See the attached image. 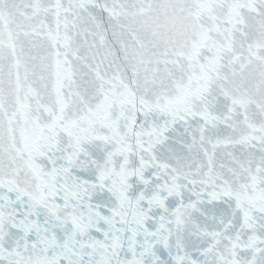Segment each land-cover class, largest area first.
<instances>
[{
  "label": "snow or ice",
  "instance_id": "1",
  "mask_svg": "<svg viewBox=\"0 0 264 264\" xmlns=\"http://www.w3.org/2000/svg\"><path fill=\"white\" fill-rule=\"evenodd\" d=\"M0 264H264V0H0Z\"/></svg>",
  "mask_w": 264,
  "mask_h": 264
}]
</instances>
